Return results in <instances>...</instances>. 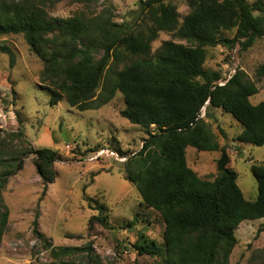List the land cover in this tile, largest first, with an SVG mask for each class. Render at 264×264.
I'll return each mask as SVG.
<instances>
[{
  "label": "trees",
  "instance_id": "1",
  "mask_svg": "<svg viewBox=\"0 0 264 264\" xmlns=\"http://www.w3.org/2000/svg\"><path fill=\"white\" fill-rule=\"evenodd\" d=\"M141 3L150 25L131 32L108 18L50 17L35 2L0 0V35L24 36L44 65L39 77L51 92L52 106L65 99L80 111L98 109L119 91L126 103L122 116L147 132L142 150L127 159L126 179L137 188L142 203L162 216L164 245L142 234L134 244L138 254L158 257L162 264H229L239 242V225L264 218V163L252 165L258 195L249 201L234 169L219 171L213 179L202 178L189 166L186 149H221L210 126L199 117L206 103L209 115L215 111L230 113L243 126L237 142L264 146V102L250 101L259 92L256 83L237 69L220 86L222 73L205 68L208 48H232L238 43L247 49L264 38V0H188L190 11L182 21L170 0ZM234 30L232 38L226 36L225 32ZM162 31L174 32L187 43L164 41L152 55L151 44ZM0 50L9 54L13 66L14 51L7 46ZM123 53L137 58L116 72L110 70L111 58L117 61ZM257 77H264V64ZM30 152L35 154L45 194L56 179L55 163L60 154L49 147ZM1 163L0 239L9 220L1 191L8 178L21 169L22 158ZM98 209L99 214L89 220V230L96 223L110 224L107 207ZM137 221L133 219L126 227L135 226ZM34 232L42 236L38 218ZM83 252L93 258L92 245L52 247L54 260L44 264H74L63 258Z\"/></svg>",
  "mask_w": 264,
  "mask_h": 264
},
{
  "label": "rangeland",
  "instance_id": "2",
  "mask_svg": "<svg viewBox=\"0 0 264 264\" xmlns=\"http://www.w3.org/2000/svg\"><path fill=\"white\" fill-rule=\"evenodd\" d=\"M29 1L42 5L50 17L108 18L131 32L150 25L141 0ZM170 2L182 21L190 11L188 0ZM225 34L232 38L235 30ZM167 40L187 43L174 32L162 31L151 44V54ZM1 46L11 48L16 60L11 66L9 54L0 50V172L1 162L12 157L22 158V166L8 178L1 191L9 220L0 239V264L49 263L54 260L52 247L87 245L93 246V258L83 252L63 260L74 264H162L160 258L139 255L134 248L142 234L163 246L165 222L160 213L142 203L139 191L126 179L127 159L142 150L148 134L122 116L126 108L123 95L117 91L107 104L93 110L80 111L65 99L52 106L51 92L39 77L44 65L31 52L24 36L0 35ZM136 58L124 53L117 61L112 57L110 70L116 72ZM262 64L264 38H258L247 49L238 43L232 48L224 45L208 48L205 68L220 71L223 81L237 69L243 70L259 88L250 101L259 104L264 102V77L260 80L257 77ZM201 116L221 149L209 152L188 147L189 166L200 177L213 179L219 172L218 161L225 148L228 167L237 172V183L244 197L254 201L258 186L252 165L264 163V146L237 142L235 138L243 126L230 113L215 111L209 115L205 106ZM43 147L60 154L55 163L56 179L47 186L45 194V185L34 163L35 154L28 153ZM103 205L108 209L110 224L96 223L89 230L90 218L98 215V208ZM37 218L41 237L34 232ZM135 218H138L135 226L126 227ZM236 235L239 242L229 264H264V218L243 221Z\"/></svg>",
  "mask_w": 264,
  "mask_h": 264
},
{
  "label": "water",
  "instance_id": "3",
  "mask_svg": "<svg viewBox=\"0 0 264 264\" xmlns=\"http://www.w3.org/2000/svg\"><path fill=\"white\" fill-rule=\"evenodd\" d=\"M228 163H229V157H228L227 153L224 151L222 153L221 158L218 161L219 171H225L228 168Z\"/></svg>",
  "mask_w": 264,
  "mask_h": 264
},
{
  "label": "built area",
  "instance_id": "4",
  "mask_svg": "<svg viewBox=\"0 0 264 264\" xmlns=\"http://www.w3.org/2000/svg\"><path fill=\"white\" fill-rule=\"evenodd\" d=\"M231 78V77H230ZM229 78V79H230ZM228 81V80H227ZM227 81H223V80H220L219 82H218V85H220V86H222V85H224ZM200 118L202 117V116H199ZM153 128H154V126H153Z\"/></svg>",
  "mask_w": 264,
  "mask_h": 264
},
{
  "label": "clouds",
  "instance_id": "5",
  "mask_svg": "<svg viewBox=\"0 0 264 264\" xmlns=\"http://www.w3.org/2000/svg\"><path fill=\"white\" fill-rule=\"evenodd\" d=\"M207 105H208V103L205 104V106H207ZM205 106H204V107H205ZM204 107H203V108H204ZM203 108H202V109H203ZM201 111H202V110H201ZM200 116H201V114H200ZM201 118L204 119L203 116H202Z\"/></svg>",
  "mask_w": 264,
  "mask_h": 264
}]
</instances>
